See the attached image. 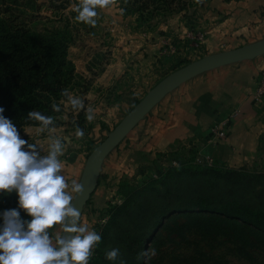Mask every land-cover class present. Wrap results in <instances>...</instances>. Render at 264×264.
Segmentation results:
<instances>
[{
    "label": "rangeland",
    "instance_id": "obj_1",
    "mask_svg": "<svg viewBox=\"0 0 264 264\" xmlns=\"http://www.w3.org/2000/svg\"><path fill=\"white\" fill-rule=\"evenodd\" d=\"M17 1L19 5L15 6L0 0V107L5 109L3 115L6 118L7 110L22 111L21 120L25 121H32L27 116L31 110L54 118V135L66 138L65 152L60 159L64 164L63 174L69 183L73 179L79 181L92 149L166 75L205 55L234 49L264 38V5L252 10L250 14H254L251 15L253 19L247 20L245 26L240 25L241 28L246 27L244 32L232 35L234 31L231 27H223L222 31L226 33L220 31L214 43L207 37L211 34V28L207 27L209 25L203 26V22L222 21L229 13L221 17L208 15L207 10L212 7L216 9L215 4L211 3L213 0H185L188 3L186 10L155 19L149 27L137 24L136 15H123V10L116 2L103 8L97 7V16L94 18L96 23L90 25L75 18V8L80 0H56L55 3L62 5L58 10L50 6L49 0ZM30 1L31 5H37L34 9L38 17L36 20L40 21L38 27L45 29L41 33L32 30L30 21H24L23 15L18 13V9L32 13ZM238 1L245 3L250 0ZM23 42L28 44L27 47L40 52V56H31L21 50L19 44ZM59 47L63 51V59L53 57L54 49ZM48 59L61 61L58 72L47 66ZM229 65H237L238 70L233 71V75L240 79H246L247 74L245 77L240 76L243 71L252 78L264 70V54ZM38 72L46 79H51L55 73L62 79V89L73 97L81 98L85 108L73 109L66 96L58 97L42 84L20 102L13 95L9 97L10 83L8 80L1 81V77L4 78L2 74L29 75L33 81ZM206 73L208 71L168 92L104 159L95 190L82 212L83 222L101 236L110 218L109 207L120 205L126 198L121 192L150 185L156 188L155 180L160 177L158 173L164 174L170 168L167 166L171 154L176 153V162L171 163L177 169L192 171L219 167L239 170L249 176L264 174L263 137L258 138L252 156L242 162L238 159H219L204 152V143H215L212 137L208 141L203 139L202 128L194 132L197 139H186L185 142L180 140L165 149L156 144L155 139L172 125L171 120L180 113V107L191 99V90L187 86ZM5 89L8 95L4 92L1 94ZM252 93L251 89L245 97L254 104L255 115L252 109L246 107L243 113L239 110L232 120L234 123L249 116L250 121H264V96L255 100ZM53 104L59 105L61 111L55 112ZM89 106L95 110L92 122H88L85 115ZM13 118L10 115L9 119L16 125L21 137L36 143L42 154H46L49 134L37 132L39 122L22 124ZM246 125L242 124L238 130L247 129ZM77 127L84 131L83 138L76 137ZM224 141L217 140V143ZM226 143L231 149H241L237 148L238 142L234 138ZM259 189L254 184V190ZM20 214L22 219H31L23 210ZM185 217V214L174 213L171 219H161L164 227L157 228L160 223L152 231L157 234L156 238L142 245L143 251L155 249L156 255L142 257V264H264L263 232L209 213L201 214L202 221L198 217L189 223ZM131 227L130 221L123 219L119 230H113L116 235L109 237L106 244V248H112L116 241V245L121 246H118L120 256L113 261L116 264H120L121 260L125 264H132L127 249L128 232L125 231H131ZM55 230H58V226ZM99 244L90 261L95 258Z\"/></svg>",
    "mask_w": 264,
    "mask_h": 264
},
{
    "label": "clouds",
    "instance_id": "obj_2",
    "mask_svg": "<svg viewBox=\"0 0 264 264\" xmlns=\"http://www.w3.org/2000/svg\"><path fill=\"white\" fill-rule=\"evenodd\" d=\"M110 0H80L75 8L77 21L94 25L97 7H106ZM75 110L85 108L79 97L62 92ZM55 112L59 105L53 104ZM0 107V193H15L18 207L0 213V264H89L102 236L83 222L81 207L76 200L84 194V184L63 174L66 138L54 135L55 120L38 111L27 113L28 119L39 122L38 133L47 132L46 154L36 143L21 137L20 131ZM86 120L95 119V110L86 109ZM77 138L84 131L75 130ZM23 210L30 220L22 219ZM58 226V230H55ZM142 257L156 255L155 249L140 253ZM106 259L116 261L120 250L105 253ZM120 264H125L123 260Z\"/></svg>",
    "mask_w": 264,
    "mask_h": 264
},
{
    "label": "trees",
    "instance_id": "obj_3",
    "mask_svg": "<svg viewBox=\"0 0 264 264\" xmlns=\"http://www.w3.org/2000/svg\"><path fill=\"white\" fill-rule=\"evenodd\" d=\"M3 1L11 2L15 6L19 5L17 0ZM55 1L49 0L50 6L58 10L62 5L55 3ZM115 2L123 10V12L121 11L123 15H136L137 24H146L147 26L155 19L186 10L188 7L185 0H110L108 6ZM29 8H32V13L19 9L18 13L23 15L24 21H30L32 30L37 33L43 32L45 29L39 28L40 21L36 20L38 17L34 8H37V5H31L30 1ZM27 46L28 44L24 42L19 44V48L31 56H40V52ZM54 52L53 57L55 59H63V51L60 47L54 49ZM47 66L54 72H58L61 61L48 59ZM1 76L4 77H1V81L8 80L10 83L9 97L15 96L18 102L26 99L35 89L40 88L41 84L58 97L62 96L64 91L62 79L55 73L51 75V79H46L44 75L42 76L38 72L33 81L28 77L29 75L2 74ZM3 92L8 95L6 89L1 91V94ZM6 101L10 104L8 98ZM6 114L8 115L7 118L12 115L14 116L13 119L22 124L34 123L33 121L21 120L22 111L7 110ZM171 155L167 166L170 168L164 174L158 173L160 177L155 180L156 188H151V185L128 188L129 191L121 192L126 197L124 201L120 205L109 207L110 218L104 226L96 256L89 264H116L107 260L105 253L113 248L119 249L118 246L120 245L117 246L115 241L112 248H106V244L109 242V237L116 235L113 230H119L123 219H128L132 225L131 231L130 229L125 230L128 232L126 234V238L129 239L127 249L132 264H142V256L140 255L144 252L142 245L155 239L157 234L152 233L153 228L161 223L162 218L164 220L171 219L174 213L185 214L189 223L193 218L198 217L202 221L201 214L209 213L264 233V174L249 176L243 175L239 170L219 167H205L192 171L177 169L173 168L171 163L176 162L174 157L176 153ZM254 184L259 186L258 191L254 190ZM124 186L128 187L127 185ZM17 201L18 197L14 192L11 194L0 193V213L7 209L17 208ZM2 223L3 220L0 217V225ZM161 227H164V223L158 225L157 228ZM134 231L137 233H133Z\"/></svg>",
    "mask_w": 264,
    "mask_h": 264
},
{
    "label": "crops",
    "instance_id": "obj_4",
    "mask_svg": "<svg viewBox=\"0 0 264 264\" xmlns=\"http://www.w3.org/2000/svg\"><path fill=\"white\" fill-rule=\"evenodd\" d=\"M213 1L211 3L215 4L216 9L212 7L211 10H207L208 15L221 17L229 13L225 15L222 21L203 22V26L209 25L207 27L211 28V34L207 37L212 39L214 43L223 27H231V30L234 31H230L231 33L233 32L232 35L244 32L246 27L241 28L242 26L240 25L245 26L246 24L244 23L247 20L253 19L252 16L254 14H250L253 13L252 10H257L258 7L264 5V0H250L245 3L238 0L230 2L223 0ZM236 68L237 65L222 66L208 71V73L192 81L191 84L189 83L190 85L187 88L191 90V99L180 107V113L171 120L172 125L159 138L155 139L159 148H168L180 140L185 142L186 139H197L194 134L195 130L201 131L203 129V132H201L203 133V139L208 141L211 137L210 127L228 118L234 109L241 110V113H243L244 109L248 107L249 110H253L252 114L255 115L254 111L256 108L250 100H246L245 94L251 89L254 92L259 72L251 78L248 73L243 71L240 76L245 77L247 74L246 79H240L238 76L233 75V71L238 70ZM235 123L231 121L224 140L228 142L234 138L238 142L237 148H241L240 150L231 149L224 141L219 144L216 142L214 145L208 142L207 144L204 143L203 151L207 154H213L219 159H227L229 161L238 159L239 162H242L252 156L251 153L256 148L259 137H263L264 145L263 120L255 121L252 119L250 121L249 116L245 120L235 121ZM245 123L247 124V129L238 130Z\"/></svg>",
    "mask_w": 264,
    "mask_h": 264
},
{
    "label": "water",
    "instance_id": "obj_5",
    "mask_svg": "<svg viewBox=\"0 0 264 264\" xmlns=\"http://www.w3.org/2000/svg\"><path fill=\"white\" fill-rule=\"evenodd\" d=\"M263 54L264 38L234 49L205 55L172 71L161 79L88 154L79 179V182L84 184V194L77 198V207H81L83 212L85 204L97 185L104 159L168 92L203 72L250 60Z\"/></svg>",
    "mask_w": 264,
    "mask_h": 264
},
{
    "label": "built area",
    "instance_id": "obj_6",
    "mask_svg": "<svg viewBox=\"0 0 264 264\" xmlns=\"http://www.w3.org/2000/svg\"><path fill=\"white\" fill-rule=\"evenodd\" d=\"M263 96H264V70H260L257 75L256 86L253 92V98L255 100H259ZM238 113L239 110L234 109L228 118L219 121L210 127L211 137L214 140V143H216L217 140H223L226 138L229 125L231 121L238 115Z\"/></svg>",
    "mask_w": 264,
    "mask_h": 264
}]
</instances>
